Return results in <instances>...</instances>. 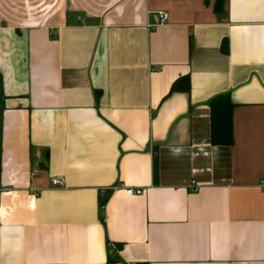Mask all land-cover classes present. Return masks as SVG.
<instances>
[{
	"label": "crops",
	"instance_id": "obj_1",
	"mask_svg": "<svg viewBox=\"0 0 264 264\" xmlns=\"http://www.w3.org/2000/svg\"><path fill=\"white\" fill-rule=\"evenodd\" d=\"M0 75V264H264V0H0Z\"/></svg>",
	"mask_w": 264,
	"mask_h": 264
},
{
	"label": "trees",
	"instance_id": "obj_2",
	"mask_svg": "<svg viewBox=\"0 0 264 264\" xmlns=\"http://www.w3.org/2000/svg\"><path fill=\"white\" fill-rule=\"evenodd\" d=\"M223 52L227 51L226 43L222 44ZM190 81L187 76L178 79L170 88L169 94L178 91H189ZM3 93L0 75V126H1V112L3 110ZM232 107L230 96L220 95L210 101V141L214 145L227 146L232 144ZM105 201L102 200L101 204Z\"/></svg>",
	"mask_w": 264,
	"mask_h": 264
},
{
	"label": "built area",
	"instance_id": "obj_3",
	"mask_svg": "<svg viewBox=\"0 0 264 264\" xmlns=\"http://www.w3.org/2000/svg\"><path fill=\"white\" fill-rule=\"evenodd\" d=\"M159 17H161L162 19H166V15L163 13H160ZM51 182H52V186L64 187V185H65V182L61 177L53 178ZM5 190H9V188H6V187L3 188V186L1 185V182H0V194L2 192H5ZM116 190H117V187L113 188L111 191H116ZM125 192H126V194H129V195H133V194L141 195L142 194L141 190L130 189V188L125 189Z\"/></svg>",
	"mask_w": 264,
	"mask_h": 264
}]
</instances>
